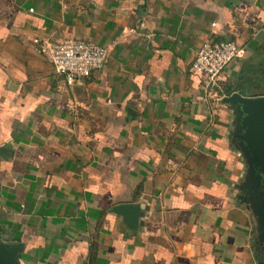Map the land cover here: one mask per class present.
<instances>
[{"label": "crops", "instance_id": "obj_1", "mask_svg": "<svg viewBox=\"0 0 264 264\" xmlns=\"http://www.w3.org/2000/svg\"><path fill=\"white\" fill-rule=\"evenodd\" d=\"M67 38L107 51L72 84L34 42ZM219 40L241 54L210 85L191 62ZM235 92L264 96V0H0V246L15 264H261Z\"/></svg>", "mask_w": 264, "mask_h": 264}, {"label": "water", "instance_id": "obj_2", "mask_svg": "<svg viewBox=\"0 0 264 264\" xmlns=\"http://www.w3.org/2000/svg\"><path fill=\"white\" fill-rule=\"evenodd\" d=\"M220 102L232 110V143L237 144L236 149L246 165L240 191L246 195L243 201L248 203L256 224L259 248L264 252V96L245 97L235 92L221 98ZM9 154L8 146L0 148V155L6 157ZM118 210L133 222L138 209L135 206L121 205ZM14 257V251L0 246V264H15Z\"/></svg>", "mask_w": 264, "mask_h": 264}, {"label": "built area", "instance_id": "obj_3", "mask_svg": "<svg viewBox=\"0 0 264 264\" xmlns=\"http://www.w3.org/2000/svg\"><path fill=\"white\" fill-rule=\"evenodd\" d=\"M243 19L249 14L238 7ZM40 45V52L53 65L56 75L72 84L86 79L101 68L105 62L106 48L89 41L63 39L60 41L34 40ZM241 47L235 41H207L197 48L191 68L207 76L208 83L214 85L217 78L240 57Z\"/></svg>", "mask_w": 264, "mask_h": 264}]
</instances>
